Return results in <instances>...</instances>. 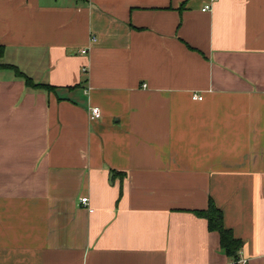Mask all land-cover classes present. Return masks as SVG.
Here are the masks:
<instances>
[{"label": "crops", "instance_id": "1", "mask_svg": "<svg viewBox=\"0 0 264 264\" xmlns=\"http://www.w3.org/2000/svg\"><path fill=\"white\" fill-rule=\"evenodd\" d=\"M206 2L0 0V264H226L210 201L264 264V0Z\"/></svg>", "mask_w": 264, "mask_h": 264}, {"label": "trees", "instance_id": "2", "mask_svg": "<svg viewBox=\"0 0 264 264\" xmlns=\"http://www.w3.org/2000/svg\"><path fill=\"white\" fill-rule=\"evenodd\" d=\"M4 53V47L0 45V57ZM0 68H8L13 71L15 76L24 80L25 85L32 89H53V86L46 84L35 83L29 76L11 64H0ZM118 173V172H116ZM198 215L204 217L207 221V227L209 230H215L219 233L220 247L224 251L229 260H237L239 252L242 248V241L235 238L231 229L226 228L223 224V217L221 210L214 205L212 201L209 202L208 207L205 210L196 211Z\"/></svg>", "mask_w": 264, "mask_h": 264}, {"label": "built area", "instance_id": "3", "mask_svg": "<svg viewBox=\"0 0 264 264\" xmlns=\"http://www.w3.org/2000/svg\"><path fill=\"white\" fill-rule=\"evenodd\" d=\"M217 1V0H207V2L202 6L201 10L202 11H210L211 8H212V5L213 3ZM92 41H95V38H92ZM82 54H86L87 53V49L84 48V49H81L80 51ZM83 71H86L87 68L86 67H83L82 68ZM192 99L194 100H201L202 99V95H200L199 93H193L192 94ZM101 116V113H100V110L98 107H91L90 109V113H89V118L90 120H97L99 119ZM81 203L88 207V210L91 212L92 209L90 208V205H89V199L88 197H82L80 199ZM226 264H246V260L240 255V252H239V255H238V259L233 261V260H229Z\"/></svg>", "mask_w": 264, "mask_h": 264}]
</instances>
